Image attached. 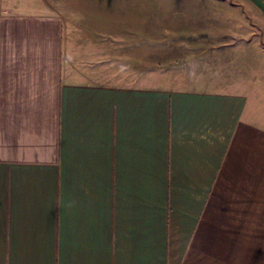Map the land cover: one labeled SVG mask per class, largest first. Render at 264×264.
I'll return each instance as SVG.
<instances>
[{"label": "crops", "instance_id": "0c3cea01", "mask_svg": "<svg viewBox=\"0 0 264 264\" xmlns=\"http://www.w3.org/2000/svg\"><path fill=\"white\" fill-rule=\"evenodd\" d=\"M65 24L0 0V264H264V48L212 88L105 84Z\"/></svg>", "mask_w": 264, "mask_h": 264}, {"label": "rangeland", "instance_id": "374dc122", "mask_svg": "<svg viewBox=\"0 0 264 264\" xmlns=\"http://www.w3.org/2000/svg\"><path fill=\"white\" fill-rule=\"evenodd\" d=\"M50 2L65 17L68 69L90 82L212 88L264 48L250 44V0Z\"/></svg>", "mask_w": 264, "mask_h": 264}]
</instances>
